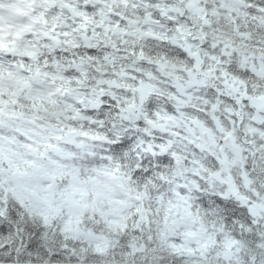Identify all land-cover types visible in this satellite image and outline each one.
<instances>
[{
	"label": "snow or ice",
	"instance_id": "obj_1",
	"mask_svg": "<svg viewBox=\"0 0 264 264\" xmlns=\"http://www.w3.org/2000/svg\"><path fill=\"white\" fill-rule=\"evenodd\" d=\"M0 264H264V0H0Z\"/></svg>",
	"mask_w": 264,
	"mask_h": 264
}]
</instances>
